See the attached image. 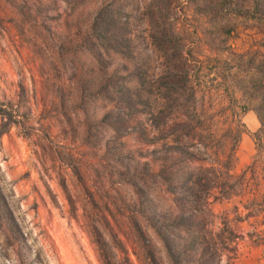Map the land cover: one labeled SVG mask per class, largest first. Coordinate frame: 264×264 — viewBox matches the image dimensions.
<instances>
[{
  "label": "rangeland",
  "instance_id": "rangeland-1",
  "mask_svg": "<svg viewBox=\"0 0 264 264\" xmlns=\"http://www.w3.org/2000/svg\"><path fill=\"white\" fill-rule=\"evenodd\" d=\"M0 264H264V0H0Z\"/></svg>",
  "mask_w": 264,
  "mask_h": 264
},
{
  "label": "crops",
  "instance_id": "crops-1",
  "mask_svg": "<svg viewBox=\"0 0 264 264\" xmlns=\"http://www.w3.org/2000/svg\"><path fill=\"white\" fill-rule=\"evenodd\" d=\"M244 120L247 123V126L252 130H257L260 127V121L258 118L251 112H248L244 117Z\"/></svg>",
  "mask_w": 264,
  "mask_h": 264
}]
</instances>
